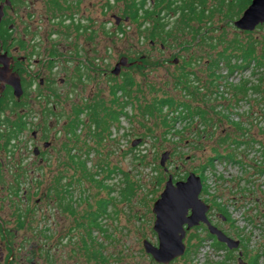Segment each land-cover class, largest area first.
<instances>
[{"label": "rangeland", "instance_id": "obj_1", "mask_svg": "<svg viewBox=\"0 0 264 264\" xmlns=\"http://www.w3.org/2000/svg\"><path fill=\"white\" fill-rule=\"evenodd\" d=\"M228 1L207 0L204 5L197 7L203 8L205 16L212 18L211 21L207 17L191 22V27L187 29L177 30L174 33L175 39H169L167 47L161 43L153 44L145 35H140L138 27L129 18L126 20L120 9L123 3L118 6L114 0H61L64 7L60 11L54 10L55 17L48 0H14L17 10L14 16L5 5L2 20L16 25L14 38L20 39L24 33L27 34L25 39L28 48L24 52L12 49L13 56H26L31 60L29 64L33 65L25 72H15L20 75L23 89H26V95L23 96L29 99L23 104L27 105L31 116L40 114V107L45 105L46 100L49 104H56V115L49 119L60 132L55 145L57 149H61L63 144L76 146L77 153L80 152L81 159L86 161L89 173L84 176V172L79 169L71 183V193L64 196L65 205L73 195L70 203L73 204L74 215L66 212V207L60 202H53L48 207L50 218L45 223L42 217L43 206L36 202L42 199H39L41 188L38 186L43 180L44 170L31 151L42 142L38 139L37 143L32 140V132L27 133L28 139L32 141L28 144L29 153H21L22 159H28L27 182L23 185L28 189L27 195L32 194V202L38 209L31 221H27L29 232L21 231L16 221L19 211L14 214L15 209L9 208L10 202L20 204L21 195L16 197L8 189L3 190V193L0 190V227L3 226L10 234L9 239H14L15 233L20 235L19 239L27 234L36 264L42 263L38 257L45 244L41 233L43 225L51 229V234L57 226V235H61L59 258H53V264H159L144 249V240L158 245V237L153 229L154 203L160 198L170 175L174 181H185L190 173L200 177L204 175V186L208 193H204L202 200L207 199L211 204L218 202L228 208L232 223L218 222V228L230 238L239 240L241 246L237 250H229L226 245L219 248L207 236L205 229H192L187 232L185 239V255L170 264H207L208 261L211 264H240V258L246 264H253L252 261L258 255L261 256L258 264H264V201L263 196L254 193L249 184L250 173L255 174L259 166L264 168L260 148L264 144V119L256 115V121L243 120L240 123L244 124L245 131H235L229 121H236V116H232L229 121L218 118L219 113H229L227 101L209 93L213 81L209 65L224 50L227 57L235 56L230 61L232 67L237 63L244 65L243 58L247 52L244 47L251 44L256 53L255 58L249 60L250 66L264 75V48L262 50L260 46L262 41L256 43L258 36L264 39V30L251 36L239 34L234 22L242 14L239 17L233 15L235 19H231L226 14ZM2 3L5 0H0ZM107 3L113 7L110 8ZM116 17L122 19L120 25L123 24V34L117 29ZM61 19L66 24H58L57 21ZM171 20L174 22V19ZM78 25L82 27L80 31H76ZM195 30L202 32L195 34ZM211 38L217 44L216 49L211 48ZM2 53L5 52L0 48V55ZM50 55H55L53 70L45 69L41 63ZM122 57L132 59L129 61L134 63V67L123 68L120 75L115 76L112 70ZM187 62L192 65L186 66ZM226 64L227 61H220L217 74L229 77L223 89L227 92L231 106H234L229 84L237 85L241 76L227 73L229 69ZM183 70L185 73L191 72V85L202 89L203 95L199 98L189 96L184 85L179 84ZM127 75L133 77L134 86L129 89V96L119 93V101L114 103L112 86L123 83ZM245 76L249 78L248 72ZM31 80L34 83L28 87ZM219 91L225 93L220 88ZM205 93L211 96L207 97ZM261 95L257 94V98ZM3 98L0 99V109L3 110L0 128L1 132L7 134L9 130H6L5 123L7 119L15 120V112L20 108L15 110ZM163 98L175 101L174 108H165L162 115L155 112L154 116H147L146 110H153L156 102ZM98 101L105 102L102 106H106L109 113H119L123 108L128 114L121 116L120 121L112 122L109 119L104 138L99 137L102 130H98L95 122H91L90 113L86 109L87 105L95 106ZM182 103L205 110V117L210 118L207 131L200 124L201 118L195 115L190 121L176 123V130L183 132L181 135L167 133L163 116L169 115L172 119L178 115L175 107ZM75 107L85 108L81 116L84 123L77 137L72 138L68 136L65 127L66 122L74 118ZM243 107L248 111L246 103L234 108L240 112L245 110ZM100 113L104 112L100 109ZM259 129L263 131L259 132ZM252 133H257L254 144L249 142ZM137 139H142V142L133 147L132 143ZM243 140H247L245 146L235 144ZM0 144L5 145L2 142ZM165 152L171 154L166 162L167 172L161 166ZM59 153V157L54 154V159L59 158L61 162L67 160L66 152L65 155ZM228 153L233 155L234 161L220 157ZM217 157L222 159H216L214 167L209 166L210 160ZM6 168L8 170H4ZM2 171L3 184L0 187L7 188L16 170L13 165L11 168L7 164ZM49 171V177L55 175L54 170ZM66 176L65 186L68 179L74 178L72 167L66 170ZM258 178L260 180L256 187L264 189V179ZM159 179L162 180L160 184ZM6 193L11 197H6ZM105 202L106 213L101 214L97 224L96 217L91 219L89 213L99 214L100 206ZM53 222H56V226ZM1 233L0 230V242ZM209 241L213 242L214 250L205 246ZM239 252H243V256Z\"/></svg>", "mask_w": 264, "mask_h": 264}, {"label": "flooded vegetation", "instance_id": "obj_2", "mask_svg": "<svg viewBox=\"0 0 264 264\" xmlns=\"http://www.w3.org/2000/svg\"><path fill=\"white\" fill-rule=\"evenodd\" d=\"M10 3L11 4L8 7L11 10L12 16H14L16 11H17L16 7L14 5V0H10ZM16 4H17V2H16ZM25 4H28V3L25 2ZM240 17L238 19H240ZM55 20H56V18L53 19V21H55ZM5 23H8V29H9V32L11 33V37H10L9 44H8L9 46H7L8 49H4L2 44H0V48L3 52L7 53V56L9 57V59H11L13 61L12 64L10 65L13 72H18V73L25 72L27 69H29L33 66L32 64L31 65L29 64L31 62V60H29V58H27L26 56L16 58L15 56H13L12 49L19 50V51L21 50L22 52H24L28 48V45L26 42L27 40L25 39L27 34L24 33V35L20 39L14 38L13 34L15 33L16 25L14 23L7 22L6 20H4V21L2 20V22L0 23V26L5 24ZM57 23L60 25H64V24H66V21L61 19V20H58ZM262 29L264 30V23L258 25L257 28L252 32L242 31L239 29H237V32L239 34L251 36L255 32H260ZM26 32H28V31L26 30ZM21 40H23L25 42V49L20 46ZM256 41H257L256 43H258L259 41L260 42L262 41L260 43V46L262 47V50H263L264 39H262L261 36H258ZM239 46H241V45L239 44ZM244 48L247 51L251 48L255 50V47L252 46L251 44L246 45V47H244ZM255 53H256V50H255ZM2 54H4V53H2ZM243 60H245V59H243ZM249 60H245L244 65H239L238 63L236 65H233L235 67L234 73L241 76V80L238 81V84L235 86H232V88L234 87V90L232 91L233 96H230V97L232 98V101L234 102V104H233L234 106H231L230 102L228 101L227 93H225V96L224 95L219 96L220 99L224 98L225 99L224 101H227V103H228L227 107H229L228 108L229 113H227L225 115L219 113V115H220V117L218 116L219 120L220 119L227 120L230 115H232V114L235 115L238 118V120L235 122H231V121H229V122L231 123L232 128H234L235 131H238V132L240 130L245 131V126H244V124L240 123L241 121H243V120L244 121H246V120L256 121V115L259 116L260 119H264V95H261L264 92V75L260 74L259 71L253 70L250 66ZM52 62L55 63V57L51 56V55L48 59L46 58V60H44L43 62L41 61L43 67L47 70H50L49 67H50ZM177 62H178V60H176V63ZM247 72L249 74V78H245L246 77L245 74ZM21 82H23L22 79H21ZM22 87H23V84H22ZM239 87H242V88L247 87L248 88L247 93L244 94L243 89L241 91H236L235 89L239 88ZM257 87H260V91H257ZM8 88L10 90H12V93H13V97L11 98L12 102L10 103V106L11 107L14 106L15 110H17L19 108H20V110H17L15 112L16 113L15 114L16 117L14 118L15 120H13V121L11 120L9 125L5 123L7 126L6 130H12L15 137L11 140V143L8 146H5V145L0 146V185L3 184V180L1 177L2 176L1 174L3 173L2 169L5 168L7 164L11 168H12V165L14 166V168L16 170L15 171L16 175L14 174V176H13L14 178L12 180H10V186L9 187L6 188L5 186H3V187H0V190H2V193H3L5 190L8 189L9 191H11L12 195L16 194V197H19L21 195V199L18 198V199H20V204H19V202H18V204H16V203L9 201L10 202L9 208L15 209V211L13 212L14 214L19 211V215L17 216V219H16V221L18 223V228L21 231L25 230V231L29 232L30 226L28 223L31 221V218L33 217L34 212L38 209V207H37V205H34L35 203L33 204V202H32L31 192H30L31 196L27 195L28 189H27V187H25L23 185L27 182L26 177L28 175V172H27L28 167H27L26 163H27L28 159H24V158L22 159L21 153H23V154L29 153L28 144L32 140H35L36 142L38 139L41 140L42 144L39 146H34L31 151H32L33 155L35 156L36 161H39L38 163H40L42 165L41 167L44 170L43 180H41V183L38 186V188H41V193H40L39 199H41V198L42 199L37 200L36 202L37 203L39 202L43 206L42 213H44V215H42V217H43V221L45 223L50 218V215L47 214V210H48L49 206L53 205V202H54V204L56 202H58V203L60 202V204L64 208L68 206L70 208V210H67L66 212H69L70 214L74 215L73 204L70 203L73 199V197H72L73 195H71V197H70L71 200L69 203L64 205L63 202L65 199L64 196L66 194L71 193L70 189L73 188V186H71V183L75 180V175H77V173L79 172L82 159L80 157V152L77 153L76 146H74V145L73 146L72 145L67 146V144H65V145L63 144L60 147L61 149H57V147L55 145V142L58 138V134L60 132L56 130L57 128H55L54 125H52L53 122L50 123L49 119L53 115H56V112H57L56 104H51V102L49 104L48 100H46L45 101L46 103H44L45 105H41V107H40V110H41L40 114L36 113V114H34V116H31V113L28 112L27 105L23 104L25 100H29L28 98L26 99V97H24L26 94H23L24 96H22L21 98L18 99L15 97L14 90L11 86H6L4 93ZM23 91H25V90L23 89ZM4 93H3V95H4ZM257 94L261 95V97L257 98ZM3 95L0 96V99L3 97ZM38 99H40V97ZM3 100H6V99L3 98ZM245 103L248 106V111L246 110V107L245 108L243 107L245 110L240 111V112H237L236 110H238V109L234 108L235 106H237L239 104H245ZM191 109H192L191 113H189L191 118L194 117L195 115H197L198 111H200V112L205 111L199 106H195V107L191 106ZM177 113L179 114V112H177ZM73 116H74V118L72 120H70V121L68 120V122H66L65 130L66 131L68 130L67 133H68L69 137L76 138L78 135V131H77V134H75L72 131L75 128L74 121L76 120V117H77L76 113H74ZM0 117H1V115H0ZM202 117H203L202 114L198 115V119L201 118L199 120L201 125H202V122H201ZM58 118H60V117H58ZM195 118H197V117H195ZM211 120H213V119H211ZM214 120H217V119L215 118ZM219 120H217V121H219ZM0 121H1V118H0ZM58 124L59 123H57L56 126ZM237 124H239V127L241 126L240 129H237V127H235V126H238ZM53 126H54V128H52ZM3 127H5V126H3ZM1 131H2V129L0 128V132ZM260 131H263V130L259 129V132ZM28 132H32V138H33L32 140L28 139V134H27ZM256 137H257V133H252L249 137V142L254 144L256 142ZM239 142H240L239 146L241 147L242 145L243 146L246 145L247 140H243V141H239ZM263 142H264V139H263ZM235 144L237 145V142ZM260 148L262 149V152H263L262 159H264V144L263 143H262ZM59 152H63V153L66 152L67 160L61 162L59 160V158L54 159V154H56L59 157V155H60ZM64 155H65V153H64ZM24 156H26V155H24ZM238 163H241V162H238ZM260 163L262 164V162H260ZM258 166H259V164H258ZM71 167L73 169L74 178H73V180L68 179L67 186H65V184H66L65 180L67 179L66 170H69ZM21 168H24V170H21ZM258 168L259 169L257 170V172L255 174L250 173L249 184H251L250 186H251V189L254 191V193H258L261 196H263L262 201H264V189L262 187L261 188L256 187V183L260 180L258 177H261L264 179V168H262L261 166H259ZM4 170H8V169L6 168ZM49 170H54L55 175L52 177H49V174L51 173V171H49ZM48 171H49V173H48ZM251 174H252V176H251ZM253 178H254V181H253ZM11 182H12V186H11ZM31 182H32V180L30 181V183ZM202 183H203V190H202L201 197H205L204 196V189H205L204 181H202ZM262 186H264V181L262 182ZM5 196L11 197V195L9 193L8 194L6 193ZM33 196H34V194H33ZM259 200L260 199H258L257 201H259ZM203 201L210 206V210L208 212V219L212 225H214L218 228V224L220 222L223 224H227V222L232 223V221L228 217L224 216L221 212H219L220 203L217 202V207H216L214 202L211 204L207 201V199L203 200ZM106 205H107V203L105 202L104 204H102L100 206V212H99L100 216H101V214L103 215L106 213V209H105ZM20 207L21 208L23 207V208L21 209ZM4 209L6 211L8 210V208H4ZM215 210H217V212L213 216L212 213ZM89 215L91 216V219H95L97 214L94 215L93 213H89ZM24 219H25V221H24ZM27 221H29V222H27ZM53 224H54V226H56V222H53ZM94 226H97V225H94ZM56 228H57V226L55 227V229ZM55 229H54V233L51 234V229L48 228L47 225L42 226V232L41 233H42V237H43V242L45 243L44 244L45 250H43L44 247L43 248L41 247L42 254L40 253V257H38V260H40V262H42L41 264H53L54 263L53 258H55L56 260H58V258H59L61 235H57V232ZM193 229H196V230L205 229L206 233L207 232L209 233L208 226L205 224H201L197 228L195 227ZM0 230L2 232L1 233L2 241L0 242V264H36V262L33 261L32 247H31V245H28L29 238L27 237V234L21 236L19 239L18 236H20V235L18 233H15L14 239H9L10 234L3 228V226L0 227ZM208 233H207V236H208ZM214 238L217 240V238L215 236H214ZM214 238H212L213 239L212 241H215ZM46 242H48V244ZM57 264H58V262H57Z\"/></svg>", "mask_w": 264, "mask_h": 264}, {"label": "trees", "instance_id": "obj_3", "mask_svg": "<svg viewBox=\"0 0 264 264\" xmlns=\"http://www.w3.org/2000/svg\"><path fill=\"white\" fill-rule=\"evenodd\" d=\"M207 0H114L116 4H121L123 3V8L120 7V9L123 11V14L125 18H129L131 20V23L135 24L138 27V31L140 35H145V37L149 40H151V43H161L162 46L167 47L169 43V39H175L174 33L177 30H182V29H187L188 27H191V22H197L198 20H202L205 18H209V16H205V10L203 8L198 9L197 7L204 5V2ZM225 1V0H224ZM110 2V0H108ZM252 0H229L226 7L227 8V13L230 15L231 19H235L234 16H240L243 14V12L248 8V6L251 4ZM48 3L51 6V12L53 13V16H55L56 11L55 9L60 11L63 9L64 5H62L61 0H48ZM107 5L111 8L109 3ZM222 11V10H221ZM234 15V16H233ZM174 19V22L171 20ZM212 19V18H211ZM209 18V21H211ZM184 26V27H183ZM68 28V27H67ZM81 26L78 25L76 28V31L81 30ZM117 29L124 33V28L123 24L118 26ZM202 30H195L194 33H201ZM11 37V33L9 32L8 29V23H5L0 26V44L3 45L4 49H8L7 46H9V40ZM214 38H211V48L216 49L217 44L213 43ZM20 46L25 49V42L23 40L20 41ZM247 51V50H246ZM255 50L254 49H249L245 54L244 58L245 60L249 59H254L255 56ZM227 52L222 51L219 54L218 59L214 60L212 64L209 65V70L212 73V78L213 81L211 82V90L210 94L215 95V96H220L224 95L221 94L219 91V81L221 78V75L217 74L219 67H220V61H227V67L229 68V72L231 74L234 72V66L232 67L231 65V59H233L235 56H231L230 58L227 57ZM55 56V55H53ZM219 60V61H218ZM130 61H133L130 59ZM143 61V59H142ZM192 65L191 62H187L186 66L190 67ZM261 65V64H260ZM55 64L54 62L51 63L49 69L53 70ZM134 67V66H133ZM142 67V66H141ZM138 66V68H141ZM132 68V67H131ZM130 68V69H131ZM191 72L185 73L184 70L181 73V82L179 83L180 85H184L185 92H189V96H193V98L197 99L200 96H202V89H199L196 86H192L191 83L189 82V78L191 77ZM25 81V79H23ZM184 82V83H183ZM34 83V80L29 81V86L31 87ZM188 83V84H187ZM40 85V83H39ZM134 86V79L132 76H128L125 78V81L121 83L120 85L118 83L114 84L112 86V94L115 97L114 103H118L119 101V93L126 94V96H129L130 90ZM193 88V90H191ZM207 89V88H206ZM244 90L243 93L246 94L248 91L247 87H239L236 88V91H241ZM231 90H234V87L231 88ZM26 91V89H25ZM216 91V92H215ZM257 91H260V87H257ZM206 95V93H205ZM211 95H206L207 97ZM225 96V95H224ZM7 102L10 103L11 98L13 97L12 90L9 88L5 91L4 96H3ZM105 104L103 101H98L95 106H89L87 105L86 109L90 113V120L91 122H95L96 127L98 130H102L98 135L99 137L104 138V132L107 131L109 122L108 120L110 119L112 122L115 121H120L121 116H127V112L123 111L124 109L122 108L119 113L117 112H111L109 113L107 107L105 108ZM157 105L155 107L153 106V110L148 108L146 110V115L147 116H154L155 112L159 113V115L163 114V111L165 108H174L175 106V101L168 99V98H163L160 101L156 102ZM127 105V104H126ZM179 112L178 115L172 117L170 119L169 115L163 116V125L167 128V133H172L177 135H181L183 132L182 131H177L175 126L176 123H179V121H190L194 117L191 118L190 114L191 113V106L187 105L185 103L179 104L178 107H175ZM100 109L103 114L100 113ZM2 111L0 109V115H2ZM74 112L76 113V120L74 121L75 123V128L72 130L75 134H77V131L80 129V126L83 125L84 121L81 119V116L85 112V108H80V107H75ZM197 115L202 114V125H204V129L207 131V126L210 123L209 118L205 117L206 112H197ZM200 113V114H199ZM229 121V119H227ZM172 121V122H171ZM11 122L10 119H7L6 124L9 125ZM237 129H240L241 126L239 127V124ZM185 129V128H184ZM187 129V128H186ZM68 132V130H67ZM203 135V134H202ZM15 137L13 134L12 130H9V133L5 134L4 132H0V142L4 143L5 146H8L11 143V140ZM226 142V140H224ZM240 145V142H237V146ZM220 155V154H219ZM220 157L224 158L227 161H234V157L232 154L228 153L227 155H220ZM215 158L210 160L211 164L209 166L214 167V163L216 159H222V158ZM236 162V161H235ZM80 169L82 172H84V176H88V170L86 166V161L82 160ZM186 177V176H185ZM202 180L204 179V175L202 174L201 176ZM204 181V180H203ZM162 180L159 179L158 183L160 184ZM204 193H208V189L205 187ZM216 207H217V202H214ZM67 210H70V208L67 206ZM219 212H221L224 216L228 217L232 221V217L230 213L228 212V208L225 207L224 205L220 204L219 205ZM99 214L96 215V223L97 219L99 218ZM98 224V223H97ZM209 238H214V236L210 235L208 233ZM214 242L219 246V248L226 247L224 244L219 243L215 238ZM89 247L87 246V249ZM261 256H256L255 259L252 261L253 264H258L259 259ZM212 262H209L207 264H211Z\"/></svg>", "mask_w": 264, "mask_h": 264}, {"label": "water", "instance_id": "obj_4", "mask_svg": "<svg viewBox=\"0 0 264 264\" xmlns=\"http://www.w3.org/2000/svg\"><path fill=\"white\" fill-rule=\"evenodd\" d=\"M10 0L0 5V23L4 17V7L9 6ZM117 26L121 18L116 17ZM128 20V18L126 19ZM264 23V0H253L250 6L243 12L240 19L234 22V26L242 31L252 32L258 25ZM12 60L7 53L0 55V96L3 95L6 86H11L16 98L24 94L21 77L13 72ZM134 63L128 57H122L112 70L115 76L120 75L123 68H130ZM142 142L137 139L132 143L136 147ZM170 152H165L161 158V166L166 168V162L170 159ZM202 178L195 173H190L185 181H174L170 175L165 189L160 198L154 203L153 214L155 215L154 231L158 237V245L155 246L148 240H144L145 251L159 264H170L185 255L187 246L185 239L191 229L205 224L208 231L215 236L219 243L227 246L229 250H237L241 246L239 240L227 236L222 230L212 225L208 219L210 206L202 198ZM243 256V252H239ZM240 264H246L242 258Z\"/></svg>", "mask_w": 264, "mask_h": 264}, {"label": "built area", "instance_id": "obj_5", "mask_svg": "<svg viewBox=\"0 0 264 264\" xmlns=\"http://www.w3.org/2000/svg\"><path fill=\"white\" fill-rule=\"evenodd\" d=\"M123 34V33H122ZM234 65H236V64H234ZM228 68V67H227ZM229 69V68H228ZM234 70H235V68H234ZM227 73H231V72H227ZM232 74H235L236 76H237V74L236 73H232ZM230 75V74H229ZM228 79H229V77H225V76H221V78H220V81H219V86H220V90H221V92H225L224 91V89H223V87L226 85V81H228ZM230 85V89L232 88V84L230 83L229 84ZM225 93H227V92H225ZM224 93V94H225ZM232 116H235V115H230L229 117H228V119H230ZM238 120V118L236 117V121ZM231 121V120H230ZM231 122H235V121H231ZM213 242L212 241H209V242H207L206 244H205V246L207 247V248H210L211 250H214V248H213ZM199 264H201V263H199Z\"/></svg>", "mask_w": 264, "mask_h": 264}, {"label": "bare ground", "instance_id": "obj_6", "mask_svg": "<svg viewBox=\"0 0 264 264\" xmlns=\"http://www.w3.org/2000/svg\"><path fill=\"white\" fill-rule=\"evenodd\" d=\"M197 228V227H196Z\"/></svg>", "mask_w": 264, "mask_h": 264}]
</instances>
